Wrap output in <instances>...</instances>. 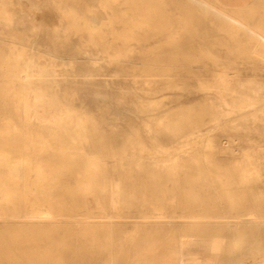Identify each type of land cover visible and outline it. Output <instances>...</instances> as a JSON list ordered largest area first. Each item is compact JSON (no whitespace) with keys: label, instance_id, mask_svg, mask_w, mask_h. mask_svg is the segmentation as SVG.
Listing matches in <instances>:
<instances>
[{"label":"bare ground","instance_id":"obj_1","mask_svg":"<svg viewBox=\"0 0 264 264\" xmlns=\"http://www.w3.org/2000/svg\"><path fill=\"white\" fill-rule=\"evenodd\" d=\"M68 1L73 0H59L58 7L69 19L70 26L88 31L94 43L100 40L108 48L112 47V42L107 41L101 30L88 23L81 27L78 15L66 5ZM135 1H155V6L144 5V21H129L135 25L143 22L148 26L144 29L146 36L137 38L146 44L153 34L167 30L169 22L165 19L166 9L171 0ZM134 7L137 8V5ZM13 15L11 7L0 4V22L10 26ZM153 16L155 19H152ZM199 25H203L202 21H199ZM110 33L117 34L114 29ZM12 36L14 38L10 41L2 39L0 44V264H73L74 260H64L59 253L51 251V244L57 240L60 229L66 236L65 240L72 243L76 236L80 239L81 236L98 239L100 228L103 231L105 228L106 232V226L124 222L132 228L121 232L120 240L124 248L115 256L124 257L127 264H222L225 261L228 264H255L258 260L264 264V236L261 234L264 233L263 201L241 203L243 208L250 210L229 216L208 213L204 206V213L186 214V203L180 200L182 194L187 195L182 190L183 184H188L191 187L189 192H192L196 184L214 177L237 179L236 185L227 182L216 187L211 183L209 187L216 189V192L263 195L264 192L258 190L255 181L262 180L264 176L262 149L257 147L247 150L241 158L235 159L237 165L241 161L249 162V167L222 168L217 152L228 154L236 149L230 139L219 145L209 132L217 127L228 128L232 124L221 117L206 119L207 110L194 115L191 112L188 120L192 131L188 150L182 147V142L178 146L157 143L148 146L137 136L118 152L116 160L119 164H112L115 169L133 164L136 169L155 176V183L165 177L170 180V185L156 191L149 190L140 182L136 183L134 174L127 170L118 172L116 177L107 169L108 161L103 156L88 153L85 143L90 141V132L99 134L100 137L93 136V145L97 151L111 154L114 152L113 143L119 139L115 136L117 134L106 130L103 122L87 118L88 112L77 109L72 102L62 103L56 94L51 95L49 100L54 112L51 116H45L47 94L36 82L57 80V70L40 65L30 58L27 49L16 41V36ZM113 38L117 40L116 35ZM125 41L122 40L123 45ZM162 48L166 51L145 55H175L169 51L184 49V45L175 41ZM123 53L125 51L122 48L113 53L114 59ZM248 54L264 61L263 35H259ZM167 64L185 65L186 62L172 63L163 58L142 60L141 67L155 66V69H141L149 76L146 81H152V74L165 75L172 70L157 67ZM233 76V73H222L217 79L224 81ZM200 86L211 87L206 84ZM216 87L233 97L237 96V91L230 88L229 84ZM249 103L234 101L228 104L227 113H244ZM159 107L161 104L158 100L150 101L142 109L154 110ZM172 110L174 108L164 113ZM163 124L159 119H154L145 122L144 128L153 139ZM204 145L212 149L204 151L200 148ZM186 151L187 157L181 154ZM43 152H48L50 157L43 160L40 155ZM116 155L114 152L112 158ZM149 158L151 161H146ZM80 161H84V164L78 168L76 164ZM152 165L155 171H150ZM65 175L79 179L80 183L77 182L75 189L62 182ZM46 180L53 182L46 184ZM155 193L158 199L163 200L162 203H155ZM131 198L140 205L137 213L129 212L128 199ZM213 206L218 207L216 204ZM240 224L251 227L254 236L252 249L248 248L241 254L236 251L238 238L232 233L233 229H240ZM202 225L204 228L201 232H193ZM211 225L215 226L216 232H209ZM229 226H232V232L227 233ZM193 247L203 250L195 251Z\"/></svg>","mask_w":264,"mask_h":264},{"label":"rangeland","instance_id":"obj_2","mask_svg":"<svg viewBox=\"0 0 264 264\" xmlns=\"http://www.w3.org/2000/svg\"><path fill=\"white\" fill-rule=\"evenodd\" d=\"M58 2L59 0H0V4L11 7L14 12L10 26L0 22V44L2 39L10 41L14 35L16 41L27 49L30 58L40 65L57 70V80L36 82L47 94L45 116H51L54 112L49 100L51 95L56 94L62 103L72 102L77 109L88 112L87 118L103 122L106 130L117 134L115 136L119 139L113 143V151L117 153L114 159L112 158L114 152L102 153L103 151H97L93 145L95 143L93 139L100 137L99 134L90 132V141L85 143L88 153L103 156L108 161L107 169L116 177L118 172L127 170L134 174L133 180L136 183L140 182L149 190L170 185V180L165 177L155 183V176L136 169L133 164H126L120 169L112 168V164L118 163L116 160L119 157L118 152L137 136H140L143 139L142 143L148 146L155 143L178 146L182 142L184 143L182 147L188 150V140L192 131L188 120L191 112L194 115L207 110L206 119L221 117L223 121L232 124L228 128L217 127L209 132L219 145L230 139V143L236 149L235 152L228 154L217 152L222 168L243 165L249 167L247 161H241L239 165L235 162V159L241 158L242 153L247 150L251 151L258 147L264 154V61L249 56L252 42L231 38V34L222 27L221 15L213 8L206 7L200 0H171L167 3L166 9L165 19L169 22L167 30L153 34V38L145 44L144 41L139 42L137 38L146 36L144 29L148 26L143 22L135 25L129 21H144L145 17L142 15L144 5L155 6V1L149 3L135 0L68 1L66 5L78 15L81 27L88 23L101 30L107 41L112 42V47L108 48L100 40L94 43L88 31L72 28L69 19L58 7ZM248 6L258 7L260 12L264 11V0H248ZM255 18L259 19L260 16L256 15ZM152 19H155V16ZM110 20L112 23H109ZM199 21H202V26L199 25ZM112 29L118 34L115 33L117 40L113 38L115 35L110 33ZM123 39L127 40L125 45L122 43ZM175 41L184 45V49L169 51L175 55L170 54L167 57L145 55L166 51L162 47ZM121 48L125 53L114 59L113 53ZM155 58H163L172 63L184 61L186 64L157 66L172 70L165 75L152 74L150 76L152 81L147 82L149 76L141 69H155V66L141 67L142 60ZM222 73L225 75L233 73L234 76L229 80H218V75ZM201 84L211 87L202 88ZM219 84H229L230 88L237 91L235 92L237 96L222 92L216 87ZM158 100L161 107L154 110L142 109V106L150 101ZM234 101L250 103L244 108L246 110L244 113L229 114L228 104ZM173 108L171 112L164 113ZM180 110L182 112H179ZM154 119H159L164 124L156 132V138L152 139L146 133L144 123ZM200 148L204 151L212 149L205 145ZM181 154L188 156L187 151ZM40 155L43 160L50 157L48 152ZM146 161H151V158ZM83 164L84 161H80L76 166L80 168ZM149 168L150 171H155L153 165ZM63 181L72 189H75L77 182L80 183L75 176L67 175ZM236 181L235 178L214 177L196 184L192 192H189L191 187L188 184H183L182 190L187 195L182 194L180 200L186 203V214L204 213L207 209L208 213L235 216L250 210L243 208L241 203L264 202V194L250 196L222 193L209 187L211 183L216 187H221L227 182L229 185H236ZM255 181L258 190L264 192V176L262 180ZM52 182L53 180L44 181L46 184ZM157 197L155 193V203H162L163 200ZM128 202L129 212L137 213L140 206L138 201L131 198ZM215 204L218 207L213 206ZM203 206L206 209H202ZM239 226L240 229H233V232L232 226L227 227V233L232 232L233 236L236 235L238 238L236 251L241 254L248 248L252 249L254 236L251 227L243 224ZM131 228L132 226L125 222L116 226H106V232L105 228L104 231L99 229L98 239L88 236H81L80 239L76 236L72 243L65 240L66 236L60 229L57 240L51 244V251L59 253L64 260H74L73 264H127L124 257L116 258L115 255L124 248V243L120 240L121 232L125 233ZM197 228L199 230H194V233L201 232L204 225ZM209 228L210 233L216 232L214 225ZM261 234L264 236V233ZM45 245H49V242ZM192 249L203 250L196 247ZM114 260H117L116 263H113ZM257 263L261 264L260 260ZM222 264L228 263L225 261Z\"/></svg>","mask_w":264,"mask_h":264},{"label":"crops","instance_id":"obj_3","mask_svg":"<svg viewBox=\"0 0 264 264\" xmlns=\"http://www.w3.org/2000/svg\"><path fill=\"white\" fill-rule=\"evenodd\" d=\"M207 7L213 8L221 15V24L233 39H245L252 42L251 47L259 39L264 38V11L258 7L248 6V0H200ZM260 18L256 19L255 16Z\"/></svg>","mask_w":264,"mask_h":264}]
</instances>
